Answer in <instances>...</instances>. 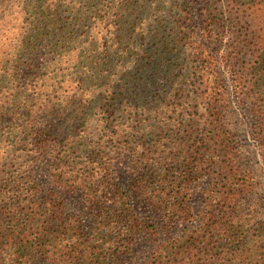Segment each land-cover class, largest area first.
<instances>
[{"label": "trees", "instance_id": "obj_1", "mask_svg": "<svg viewBox=\"0 0 264 264\" xmlns=\"http://www.w3.org/2000/svg\"><path fill=\"white\" fill-rule=\"evenodd\" d=\"M226 77L264 169V0H0V264H264Z\"/></svg>", "mask_w": 264, "mask_h": 264}, {"label": "rangeland", "instance_id": "obj_2", "mask_svg": "<svg viewBox=\"0 0 264 264\" xmlns=\"http://www.w3.org/2000/svg\"><path fill=\"white\" fill-rule=\"evenodd\" d=\"M206 46L215 51L217 54H221L225 50L224 41L217 43L214 41L205 42ZM45 50H40L32 61L21 70V77H31L32 74L38 73L41 75L42 68L45 64ZM38 69V71H36ZM229 78H225V87L229 95V106L232 108V117L235 122V132L237 135V140L241 145V151L243 155L242 164L253 174L255 180V191L247 197L245 200L246 208L252 212L253 215L261 214L263 211L264 204V169L261 165V150L257 143L252 140L250 136V129L253 124L252 119L247 113L236 105V101L230 86ZM235 111V112H234ZM45 175V170L43 167L37 173L39 180L43 179ZM115 176L119 183L122 185H127L131 179V171L129 163L126 159L122 160L115 168ZM192 205L195 210L201 205V194L196 188L192 194ZM67 206L71 210H83L82 204L80 202L79 195H70L66 198ZM138 211L142 216L149 215L152 216L153 212L150 208L145 207L141 204L138 205ZM181 228H177L178 232ZM167 236H164V238ZM139 244L135 249L134 254L128 260L127 264H141L150 252L149 244L144 241L143 238L138 240Z\"/></svg>", "mask_w": 264, "mask_h": 264}]
</instances>
